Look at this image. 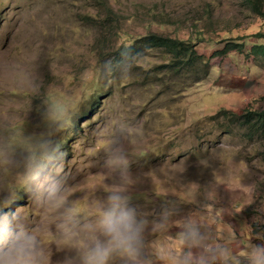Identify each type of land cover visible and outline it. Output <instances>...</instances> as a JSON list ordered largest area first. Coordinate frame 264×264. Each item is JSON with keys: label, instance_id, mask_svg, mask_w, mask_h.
I'll return each instance as SVG.
<instances>
[{"label": "rangeland", "instance_id": "obj_1", "mask_svg": "<svg viewBox=\"0 0 264 264\" xmlns=\"http://www.w3.org/2000/svg\"><path fill=\"white\" fill-rule=\"evenodd\" d=\"M152 33L201 43L209 77L163 75L166 59L147 52L113 78L114 51ZM260 35L264 18L244 0H0V197L28 205L27 160L51 143L68 155L81 226L112 182L105 165L118 149L149 218L163 207L177 221L229 206L252 215L264 201V130L231 120L264 111V59L252 52ZM229 40L244 52L216 56ZM57 216L25 210L54 260L65 252L51 242Z\"/></svg>", "mask_w": 264, "mask_h": 264}, {"label": "clouds", "instance_id": "obj_2", "mask_svg": "<svg viewBox=\"0 0 264 264\" xmlns=\"http://www.w3.org/2000/svg\"><path fill=\"white\" fill-rule=\"evenodd\" d=\"M136 52L134 68L147 58ZM142 125V122H140ZM106 162L114 174L92 220L81 226L80 206L66 183L68 155L60 145L43 146L30 156L25 181L32 188L28 205L18 206L9 195L0 197V264H264V201L251 206L246 242L237 253L192 211L175 219V209L163 207L149 218L133 201L134 183L127 156L117 150ZM27 208L57 213L51 242L64 249L61 259L48 252L47 233L25 218ZM176 225L173 235L170 226ZM155 235V239H149Z\"/></svg>", "mask_w": 264, "mask_h": 264}, {"label": "trees", "instance_id": "obj_3", "mask_svg": "<svg viewBox=\"0 0 264 264\" xmlns=\"http://www.w3.org/2000/svg\"><path fill=\"white\" fill-rule=\"evenodd\" d=\"M244 1L250 6L255 15L264 18V0ZM258 38L264 39V36L260 35ZM236 42V40L227 41L224 48L215 53L216 56L227 55L232 50H238L243 53V45H239ZM198 44L201 43H195L191 39L179 40L156 33H152L143 38L140 37L133 41L131 46L126 47L123 45L114 51L115 55L109 74L115 78V73H117L119 68L130 66L131 62L135 60L136 52L145 51L147 49V52L161 53L163 58L166 59L165 64L160 67L162 68L161 74L168 76L181 74L194 78L196 83L201 82L209 77L212 66H210V60L198 52ZM252 52L256 56L262 55L264 59V45L253 46ZM231 122L246 126L251 133L264 130V111L247 112L240 117H236L235 120H231Z\"/></svg>", "mask_w": 264, "mask_h": 264}, {"label": "crops", "instance_id": "obj_4", "mask_svg": "<svg viewBox=\"0 0 264 264\" xmlns=\"http://www.w3.org/2000/svg\"><path fill=\"white\" fill-rule=\"evenodd\" d=\"M242 208L227 207L215 210L208 217L199 216L201 221L208 225L216 237L221 240H229L235 252L239 253L246 242V227L251 222L250 215ZM198 212V211H196ZM176 225L169 235H173Z\"/></svg>", "mask_w": 264, "mask_h": 264}]
</instances>
